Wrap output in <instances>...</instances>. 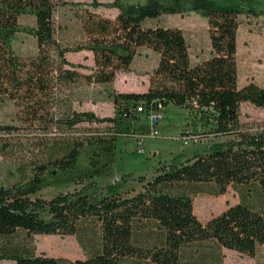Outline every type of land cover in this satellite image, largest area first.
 <instances>
[{
    "label": "trees",
    "instance_id": "1",
    "mask_svg": "<svg viewBox=\"0 0 264 264\" xmlns=\"http://www.w3.org/2000/svg\"><path fill=\"white\" fill-rule=\"evenodd\" d=\"M60 0H0V103L17 105L36 122L41 135L37 152L19 159L0 181V261L14 264H222L223 250L249 258L264 249V127L250 130L238 121V107L248 103L264 109V84L236 85L237 16H261L264 10L252 0H238L230 7L191 6L206 20L208 53L193 61L178 29L157 24L143 26L163 14H174L183 3L148 2L121 7L115 19L87 20L85 44L61 48L53 39L51 16ZM97 0L91 7L97 8ZM29 15L34 25L22 26ZM18 34L34 39L37 54L30 60L18 57L12 42ZM157 55L149 85L143 93H118L112 88L115 73L125 72L138 48ZM52 51L55 62L48 52ZM91 53L93 70L80 75L70 69L66 53ZM264 60V32L262 35ZM54 67L53 65H56ZM55 72V73H54ZM85 80L101 86L102 100L111 104L110 117L92 112L67 111L54 117L50 106L62 86ZM172 106L184 112L180 135L198 140L215 139L200 153L181 162L161 164L153 177H140L141 189L129 197L117 193L95 197L94 175L104 171L114 156L119 136L147 135L139 117L148 111ZM141 107L144 113H137ZM81 123L107 124L97 137L76 138L69 130ZM55 132L48 137L49 127ZM16 128L0 125V133ZM68 130V131H66ZM225 138V139H224ZM227 138V139H226ZM90 149L86 184L71 193L49 200L35 197L51 173L73 171L80 153ZM81 178V177H79ZM215 187L214 196L230 186L237 203L200 222L192 212L197 185ZM35 235L73 236L84 260L36 255Z\"/></svg>",
    "mask_w": 264,
    "mask_h": 264
},
{
    "label": "rangeland",
    "instance_id": "2",
    "mask_svg": "<svg viewBox=\"0 0 264 264\" xmlns=\"http://www.w3.org/2000/svg\"><path fill=\"white\" fill-rule=\"evenodd\" d=\"M238 0H121V7L130 9L133 5H144L154 2L159 5L166 3H183V8L174 14L160 15L156 21L147 20L143 26L155 24L178 29L188 47V54L193 61L195 55L205 57L208 53L207 23L200 18L193 7H230ZM98 7H91V0H60L55 2L51 16L53 39L61 48H70L85 44L89 39L87 20L91 17L113 21L118 10L112 7V0H97ZM191 5V6H190ZM238 6V5H237ZM251 6L257 10H264V0H252ZM236 30V85L241 87L248 82L259 86L264 84V60L262 57V35L264 23L261 16L250 17L244 14L237 16ZM22 26H33L34 20L29 15L19 18ZM13 52L23 60H30L37 54L35 41L32 37L18 34L12 42ZM49 59L55 62L52 51L48 52ZM66 61L74 65L73 69L64 66L63 69L74 70L80 75H90L93 70L90 52L66 53ZM157 55L151 50L141 47L125 72H116L112 83L114 91L120 93H143L149 85V78L155 68ZM57 67L56 65H53ZM55 73V72H54ZM101 86L78 80L75 84L62 86L57 93V101L52 106L43 103L49 108V113L56 118L67 111H90L99 118L110 117L113 109L110 103L102 100ZM158 136L152 138L147 135L137 137L119 136L115 141V152L104 171L94 175V186L91 193L97 198L99 195L108 196L117 193L121 197H129L141 189L138 182L140 177L149 181L157 167L161 164L181 162L200 153L206 146L218 141L215 139L198 140L182 146L179 138L184 123V112L178 108L167 106L158 110ZM17 105L0 103V125H9L16 128L11 134L0 133V181L11 171L19 159L28 158L36 153L40 134L34 128L36 122ZM238 121L242 128L255 130L264 127V109L255 108L248 103L238 107ZM142 127L148 129V123L140 116ZM109 129L107 124L81 123L69 130V134L76 138L97 137L104 135ZM68 131V130H66ZM47 136L55 132L54 127L48 128ZM37 139V140H36ZM225 139V138H224ZM227 139V138H226ZM90 149H84L76 162L73 171L65 173H51L45 177V183L35 197L49 200L58 194L71 193L83 187L87 179L83 174L90 173L88 155ZM81 177V178H79ZM199 193L192 195V212L200 221L204 222L216 216L226 208L237 203V195L230 186H227L221 195L214 196L215 187L210 184L194 187ZM34 253L54 258H63L69 261L84 260L85 256L78 247L73 236L35 235L32 237ZM224 264H264V249H257L254 257L237 254L233 251H223ZM0 264H14L10 261H0Z\"/></svg>",
    "mask_w": 264,
    "mask_h": 264
},
{
    "label": "built area",
    "instance_id": "3",
    "mask_svg": "<svg viewBox=\"0 0 264 264\" xmlns=\"http://www.w3.org/2000/svg\"><path fill=\"white\" fill-rule=\"evenodd\" d=\"M157 109L159 110L160 107L158 106ZM158 110L157 111H148V112L145 113L146 121L148 123L147 136H150L152 138H156L158 136L157 124H158L159 119H160L159 114H158ZM136 112L137 113H144L142 111L141 107H137L136 108ZM179 141L181 142L182 146H185L189 142H196V139L191 137V136L184 135L181 138H179Z\"/></svg>",
    "mask_w": 264,
    "mask_h": 264
},
{
    "label": "crops",
    "instance_id": "4",
    "mask_svg": "<svg viewBox=\"0 0 264 264\" xmlns=\"http://www.w3.org/2000/svg\"><path fill=\"white\" fill-rule=\"evenodd\" d=\"M223 251H227V250H223ZM222 264H224V262L222 261Z\"/></svg>",
    "mask_w": 264,
    "mask_h": 264
}]
</instances>
